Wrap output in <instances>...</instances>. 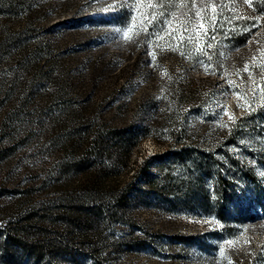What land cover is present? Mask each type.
<instances>
[{"label":"rangeland","instance_id":"374dc122","mask_svg":"<svg viewBox=\"0 0 264 264\" xmlns=\"http://www.w3.org/2000/svg\"><path fill=\"white\" fill-rule=\"evenodd\" d=\"M25 2V8L7 20L9 30L15 31V41L0 44V264H73L66 257L35 261L5 240L2 225L16 220L35 200L73 183L77 174L63 173L62 162L79 153L97 123L137 128L160 125L173 106V72L179 79L206 80L214 75L219 80L205 106L192 105L184 114L191 129L213 146L227 135L234 120L249 115L250 119L237 124V135L223 150L236 160L240 174L233 205L250 216L238 220L234 206L226 204L221 220L214 199L190 213L152 198L133 203L131 212L139 225L136 232L148 230L153 245L123 251L117 262L264 264V96L260 92L264 87V14L255 15L244 0H195L198 8L231 6L219 17L226 21L223 27L216 25V30L209 32L215 37L213 47L198 57L193 48L190 53L177 48L183 8L172 10L176 16H169L171 24L160 33V39H142L144 32H136L146 8L133 12L128 6L136 0H125L124 22L119 19L122 0ZM181 2L191 4L192 0H179L178 4ZM260 2L264 10V0ZM212 11L209 7V17ZM235 17L251 18L254 23L259 18V27L243 45L225 38L234 28L227 20ZM192 19L198 23L194 15ZM118 29L128 30L131 41ZM2 35L0 29V39ZM193 41V47H205L203 27L198 26ZM199 60L208 66L207 71ZM245 64L249 65L247 71ZM249 102L250 111L237 106ZM157 149L158 145L145 137L131 158L140 160ZM247 167L254 171L255 180L245 177ZM127 225L115 222L109 234L121 236L128 231ZM77 260L88 264L84 256Z\"/></svg>","mask_w":264,"mask_h":264},{"label":"trees","instance_id":"16d2710c","mask_svg":"<svg viewBox=\"0 0 264 264\" xmlns=\"http://www.w3.org/2000/svg\"><path fill=\"white\" fill-rule=\"evenodd\" d=\"M178 1L174 0L177 4ZM252 5L255 15L264 14L260 0H252ZM25 6V0H0V44L15 41V31L9 30L7 20ZM125 12L124 7L119 14L122 22L127 20ZM227 21L235 31H229L225 38L235 45H243L255 28L251 27V18ZM225 22L220 19L218 28ZM159 26L160 22L154 28ZM248 28L251 31H245ZM145 36L141 33L140 38ZM168 40L174 46L172 37ZM180 46L192 52L193 45ZM218 81L214 75L206 80L179 79L173 72V106L160 125H94L85 146L61 165L63 173L74 172L77 178L71 185L59 186L51 195L35 200L16 220L2 225L5 240L35 261L66 257L71 263L80 264L77 257L84 256L88 264H120L117 259L121 252L153 245L148 230L136 232L139 225L131 212L133 203L152 198L190 213L194 207L206 206L214 199L217 214L224 219V206L233 205L238 195L234 189L240 174L236 160L223 147L233 142L237 124L250 117L244 113L234 120L227 135L214 146L207 138L199 137L184 119L190 106H205ZM145 137L158 149L140 160L132 159L131 153ZM244 170L245 177L256 179L252 168ZM233 206L238 220L250 216L245 209ZM122 221L128 223V231L118 237L110 235L112 225Z\"/></svg>","mask_w":264,"mask_h":264},{"label":"snow or ice","instance_id":"6c2138e0","mask_svg":"<svg viewBox=\"0 0 264 264\" xmlns=\"http://www.w3.org/2000/svg\"><path fill=\"white\" fill-rule=\"evenodd\" d=\"M244 3L248 5V7H253L252 0H244ZM129 7L132 8L133 12H136L140 10L142 7L146 8L147 11L141 13L142 18V25L137 30L136 34H139V32H144L146 36L148 37H155L156 39H160V33L164 32L171 24V21L169 20V16L175 18L176 13L174 11H170L172 8H183L186 9L184 12V19L180 21V31H181V37L180 40L177 42V48L184 43L185 40H187V43L189 45H193V33L197 30L198 26L203 27V35L205 36V47L199 48V47H193V51L195 52L196 56L201 55H207V49L212 48L213 44L211 41L215 40L214 36H209V32H214L216 30V25L220 23L219 17L222 15V12L225 7H231L230 5L221 4L218 8L215 5L208 4L203 8H198L195 0H192L191 4L181 2L179 4L175 3L174 0H147L146 3H143L142 0H136V3L134 4H128ZM110 8H115L117 5H110ZM121 9L125 7V0H122L121 4L118 6ZM211 7L213 9L212 16L209 17L207 15L208 8ZM168 9L169 11H166ZM107 10V9H106ZM193 15L197 19V24L193 23ZM161 17H163V21L161 22ZM132 20H136V16L132 15ZM237 19L240 18H246V17H235ZM160 22V29L159 31H150V29H153L154 26ZM206 25V26H204ZM191 26V27H189ZM251 27H259V18H257L256 23H254ZM119 32L123 33L124 38L126 41H131V37L128 35V30L125 29H118ZM235 31V29H233ZM245 31H251V28L245 29ZM184 33H187L185 36ZM154 42V41H152ZM177 48H171L172 51H176ZM180 54L183 56L185 53L183 51L180 52ZM155 59V57H153ZM209 60H211V57H208ZM255 60L256 58L253 57ZM202 66L205 67V70H208V66L204 64L203 60L198 61ZM264 67V66H262ZM249 68V65L245 64L244 70L247 71ZM255 93V89H253ZM261 95L264 96V87L260 88ZM238 107H245L246 110H251V104L250 102L247 105H237ZM231 118V117H230ZM247 243V241H246Z\"/></svg>","mask_w":264,"mask_h":264}]
</instances>
